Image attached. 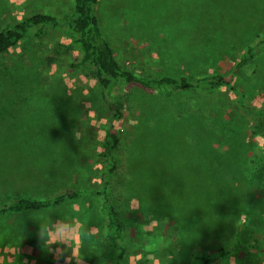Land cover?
<instances>
[{
	"label": "rangeland",
	"instance_id": "374dc122",
	"mask_svg": "<svg viewBox=\"0 0 264 264\" xmlns=\"http://www.w3.org/2000/svg\"><path fill=\"white\" fill-rule=\"evenodd\" d=\"M73 4L0 0V31L35 13L63 22ZM211 6V0H99L97 12L115 59L134 74L228 79L264 33V0ZM79 58L61 28H46L0 55V206L69 189L98 190L97 154L109 113L93 69L72 67ZM233 84L250 107L264 109V47L236 71ZM109 95L123 113L114 123L120 142L113 180L123 264H152L165 252L177 257L174 264H198L201 253L213 255L207 264H264V116L254 122L226 88L162 96L122 83ZM81 128L78 141L74 132ZM100 203L90 194L44 209L85 223L91 240L82 241L79 264L107 262ZM33 212L0 217V264H77L70 251L55 252L62 245L41 246Z\"/></svg>",
	"mask_w": 264,
	"mask_h": 264
},
{
	"label": "trees",
	"instance_id": "16d2710c",
	"mask_svg": "<svg viewBox=\"0 0 264 264\" xmlns=\"http://www.w3.org/2000/svg\"><path fill=\"white\" fill-rule=\"evenodd\" d=\"M217 1L219 0H211L212 6ZM98 5L99 0H74L72 11L63 22L49 14L35 13L24 21L6 23L0 31V55H2L29 36H41L46 28L65 29L80 51V58L72 63V67L89 66L93 69L104 105L109 113V126L100 142L97 154L100 164L97 173L99 182L97 191L69 189L46 198L22 197L0 206V217L18 212L51 209L67 201L95 194L101 200L98 212L104 221L103 233L108 250L105 264H123L126 257L125 235L120 214L113 203V180L118 169L116 151L120 142L119 132L114 129V123L123 118V113L118 101L109 93L122 83L137 85L162 96L193 89L211 94L217 89L226 88L236 95L238 105L255 122L258 117L264 116V109L255 110L246 103L244 95L233 84V77L238 69L253 60L257 52L264 47V33L258 35L240 55L228 79L217 74L185 75L178 78L140 76L121 67L115 59L111 46L103 36L97 12ZM253 247L260 252L263 251L258 242L253 244ZM229 252L231 253V251H220L218 255ZM212 258L213 255L210 253H201L194 258V262L207 264Z\"/></svg>",
	"mask_w": 264,
	"mask_h": 264
},
{
	"label": "clouds",
	"instance_id": "9594fccd",
	"mask_svg": "<svg viewBox=\"0 0 264 264\" xmlns=\"http://www.w3.org/2000/svg\"><path fill=\"white\" fill-rule=\"evenodd\" d=\"M83 128L75 130L74 137L76 140H81L84 137ZM86 140L84 138L83 142ZM132 209L130 208L129 211ZM55 213L56 218L52 219L50 213ZM31 218L38 223V239L41 246L48 250L53 251L50 247L52 245L63 246L62 248L57 247L55 249L56 253H62L63 251H70L71 256L76 260L77 264L81 259V253L79 251L82 241L91 240V235L87 233L85 223L81 222L80 219L73 216L70 213H58L54 210H43L38 212H33ZM155 223V221H153ZM23 237V232L21 234V239ZM79 241V243H77ZM165 245L161 244L158 249H156L157 256L159 253L163 252ZM152 259V257H149ZM134 262L140 259L139 256L130 257ZM177 257L172 253H167L162 257L155 258L152 264H174Z\"/></svg>",
	"mask_w": 264,
	"mask_h": 264
}]
</instances>
